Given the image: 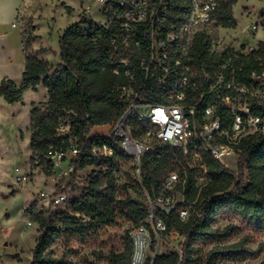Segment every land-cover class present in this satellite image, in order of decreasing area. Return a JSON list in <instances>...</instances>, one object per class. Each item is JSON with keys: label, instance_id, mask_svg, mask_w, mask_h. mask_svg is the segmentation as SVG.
<instances>
[{"label": "built area", "instance_id": "1", "mask_svg": "<svg viewBox=\"0 0 264 264\" xmlns=\"http://www.w3.org/2000/svg\"><path fill=\"white\" fill-rule=\"evenodd\" d=\"M172 1L93 0L106 16L102 26L111 30L109 45L118 54L111 70L122 78L114 91L124 102V110L115 121L102 125L108 126L103 136L95 134V128L102 126L88 127L84 141L73 136L72 123L57 122L55 135L66 139V145L49 144L34 159L51 184L50 193H38L48 206L67 203L66 189L87 152L103 165L85 169H109L115 146L108 143L131 160L133 178L140 184V157L148 150L179 149L190 168L201 165V155L208 154L232 170L242 142L264 135L263 63L256 58L257 67L246 68L259 47H251L248 41L233 46L228 41L233 29L221 28L215 17L225 0H184L188 14L182 20L169 14ZM259 27L257 20L247 24L243 31L249 36L244 38L248 40ZM201 38L208 41L205 58L194 54ZM97 137L103 140L90 143ZM201 175L205 182V169ZM29 181L25 174L14 179L18 187ZM142 190L148 216L145 224L128 231L127 264H151L163 252H175L181 259L184 236L167 230L155 214L177 211L181 220L188 218L184 180L169 172L158 195L151 197ZM88 220L82 217L83 222ZM26 224L32 225L29 220Z\"/></svg>", "mask_w": 264, "mask_h": 264}, {"label": "trees", "instance_id": "2", "mask_svg": "<svg viewBox=\"0 0 264 264\" xmlns=\"http://www.w3.org/2000/svg\"><path fill=\"white\" fill-rule=\"evenodd\" d=\"M238 0H225L215 13L221 28L236 29L238 22L233 17V7ZM172 17L182 20L188 14L184 0H173L170 5ZM264 25V11L261 14ZM180 22V21H179ZM111 30L87 21L71 24L58 40L59 63L51 65L46 60L34 57L31 46L34 37L24 30L21 34L24 53V67L21 82L17 85L8 78L0 79V98L9 105L20 103L23 94L38 86L48 92V101L30 112V151L34 164L49 144L65 146L66 139H58L55 126L59 120H67L74 126L78 140L84 141L88 127L107 125L115 121L124 110V102L114 91L121 77L112 73L111 62L118 54L109 45ZM208 41L201 38L196 43L195 55L207 56ZM259 58L264 70V40L258 51L252 52L246 68L257 67ZM95 138L90 143H98ZM115 146V156L107 170H94L87 177L82 195L69 203L66 210L54 218L37 209L35 202L25 213L38 227V237L29 264H66L64 257L52 255V246L69 237L84 238L101 227L113 225L118 218L131 227L145 224L148 211L145 205L126 197L119 199L117 193V172L121 163L129 160ZM90 146V145H89ZM202 164L188 166L181 151L176 148H159L144 152L140 157V184L151 197L159 194L161 183L169 172H176L184 180V198L189 215L181 220L177 211L169 214L156 212L165 223L167 230H176L184 236L182 257L175 252L155 255L151 264H198L197 246L230 239L237 227L228 225L214 228L220 218L234 216L245 226L264 235V135L244 140L238 155L237 170L234 172L221 165L208 154L201 155ZM95 164L100 168L103 161L94 160L88 152L76 165L70 184L85 167ZM206 170V181L198 177ZM69 184V185H70ZM122 189H124L122 187ZM82 217L89 220L83 222ZM125 247L120 252L111 251L100 256L103 261L93 264H127L131 253L128 230ZM248 236L237 243L216 245L211 248L203 264H232V261L254 258L261 250L245 246ZM146 264H149L147 262ZM257 264H264V259Z\"/></svg>", "mask_w": 264, "mask_h": 264}, {"label": "rangeland", "instance_id": "3", "mask_svg": "<svg viewBox=\"0 0 264 264\" xmlns=\"http://www.w3.org/2000/svg\"><path fill=\"white\" fill-rule=\"evenodd\" d=\"M17 6V13H14ZM264 11V0H238L233 7V17L238 22L228 41L233 46L249 42L251 47L260 45L264 40V25L261 14ZM104 25L106 16L101 6L93 0H0V28L3 33L15 26L34 37L31 53L34 57L46 60L51 65L59 61L58 40L64 29L79 21ZM257 20L260 27L249 36L244 32L247 24ZM2 43L0 42V46ZM24 55V53H23ZM5 47H0V79L5 77L17 85L21 82L22 71L15 63L10 64ZM48 92L38 86L23 94L20 103L9 105L0 98V264H29L35 241L39 235L37 225L25 213L30 204H36L39 211L51 218L66 210L73 200L79 198L87 184V177L92 173L89 169L80 171L74 181L67 187V203L53 208L38 197L41 190L50 193L51 184L46 174L36 168L31 161L30 112L48 101ZM108 126L96 127L95 134L103 136ZM122 164V163H121ZM232 171L237 167L232 165ZM134 167L131 160L123 162L117 172V197L119 199L144 201V191L134 183ZM19 174L29 176V182L18 187L14 179ZM198 182H204V175H199ZM122 187L124 189H122ZM32 225H27V221ZM228 225L237 227L235 234L228 240L215 241L197 246L198 264H203L207 252L216 245L233 244L248 236L245 246L261 251L254 257L232 261V264H257L264 259V235L249 230L237 217L220 218L214 228L222 229ZM131 225L118 218L113 225L104 226L91 232L84 238L69 237L56 242L51 250L56 258L64 257L66 264H93L103 261L111 251L120 252L125 247L126 231Z\"/></svg>", "mask_w": 264, "mask_h": 264}, {"label": "crops", "instance_id": "4", "mask_svg": "<svg viewBox=\"0 0 264 264\" xmlns=\"http://www.w3.org/2000/svg\"><path fill=\"white\" fill-rule=\"evenodd\" d=\"M14 6V13H17L16 8ZM0 42L2 45L0 47H5L7 52V58L10 60V64L15 63L17 67L19 66V71L23 70L24 67V55H23V47L21 40V30L12 26L11 30L3 33L0 28Z\"/></svg>", "mask_w": 264, "mask_h": 264}]
</instances>
